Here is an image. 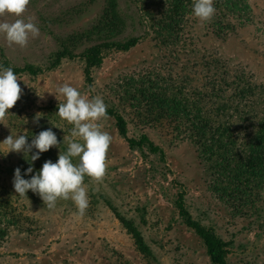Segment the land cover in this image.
Here are the masks:
<instances>
[{"label": "rangeland", "instance_id": "1", "mask_svg": "<svg viewBox=\"0 0 264 264\" xmlns=\"http://www.w3.org/2000/svg\"><path fill=\"white\" fill-rule=\"evenodd\" d=\"M247 1L252 8L251 21L232 29L221 39L215 38L207 22L200 21L192 12L184 43L175 51L153 39L139 0H118L125 25L117 38L139 36L141 39L126 52H108L102 65L93 70V82L89 85L83 63L77 58H64L52 69L46 66L59 46L57 38L89 28L101 13L105 0H30L23 18H34L39 37H30L27 46L21 48L15 44L9 46L0 34V48L13 64L33 63L44 70L36 76H18L23 108L14 116L7 114L4 121L7 127L0 123V142L12 132L27 134L31 143L36 134L48 128L59 140L70 136L73 125L56 116L54 106L59 101L49 93L64 83L89 98L99 95L117 104L112 86H117L121 77L152 71L176 86L188 80L184 90L187 93L195 88L204 90L206 63L218 58L238 63L256 82L264 83V0ZM16 18L5 14L0 20L12 22ZM91 43L82 44L76 51ZM38 112L43 116L34 123ZM124 116L127 136L148 135L163 150V155L147 148H130L119 135L112 116L98 121L112 140L103 180L97 182L85 176L89 206L83 216L70 199H60L54 209H48L40 197L28 193L27 197L19 196L13 187V177L24 155L0 153V181L11 190L13 205L21 213L20 222L10 227L0 245V264H211L202 241L184 225L173 204L180 192L194 218L212 226L223 239L233 240L230 264H264V210L259 217L246 218L234 213L210 189L205 170L189 141L174 139L164 127H140L131 121L132 114ZM6 150L7 146L0 143V152ZM36 151L32 149L33 153ZM59 151L60 148L52 147L39 158L53 155L57 161ZM73 162H78V158H73ZM108 202L124 217L134 220L153 259L148 261L136 250Z\"/></svg>", "mask_w": 264, "mask_h": 264}, {"label": "trees", "instance_id": "2", "mask_svg": "<svg viewBox=\"0 0 264 264\" xmlns=\"http://www.w3.org/2000/svg\"><path fill=\"white\" fill-rule=\"evenodd\" d=\"M139 1L149 21L150 34L157 44L171 46L175 51L183 45L192 0ZM214 7L215 14L207 24L215 38L226 37L232 29L246 25L252 19V8L247 0H214ZM124 25L118 0H105L101 13L89 28L57 38L59 46L50 55L46 68L58 66L64 58H77L83 63L85 81L91 85L93 70L102 65L108 52H126L140 41L139 36L117 38ZM88 42L93 43L76 51ZM230 61L218 58L206 63L204 90L195 88L186 93L185 82L188 80L176 86L165 81L160 73L151 71L121 77L119 84L112 86L117 104L113 100H103L108 106L107 115L114 118L119 135L126 139L130 148H147L163 155V150L148 135L127 136L124 114H132L131 121L140 127L166 128L174 139L187 140L193 145L209 187L219 200L227 203L237 215L259 217L264 210L261 208L264 203V83L256 82L243 66ZM0 65L11 66L17 76H36L44 70L33 63L13 64L1 48ZM20 102L23 104L19 99L9 109V116L22 110ZM54 109L57 112L58 105ZM58 141L61 142V151H66L67 143ZM48 159L56 162L53 155L41 156L32 162L33 173L25 175L30 165L23 157L18 165L22 176L29 179ZM27 193L34 198L40 197L31 190ZM13 202L11 190L0 181V245L10 227L20 222L21 213ZM173 204L184 225L202 241L210 263L230 264L228 259L233 240L223 239L212 226L194 218L185 204L183 193L177 194ZM108 206L131 236L136 250L148 261L153 259L134 220L120 214L115 205L108 202Z\"/></svg>", "mask_w": 264, "mask_h": 264}, {"label": "clouds", "instance_id": "3", "mask_svg": "<svg viewBox=\"0 0 264 264\" xmlns=\"http://www.w3.org/2000/svg\"><path fill=\"white\" fill-rule=\"evenodd\" d=\"M29 3L30 0H0V17L5 14L17 17L12 22L0 20V34L5 36L9 46L15 44L21 48L26 47L30 37L37 38L40 35L34 18H23ZM215 11L214 0H192V12L200 21H211ZM18 79L11 66L0 65V123L6 127L4 121L7 113L15 106L23 91ZM49 93L54 94L59 101L56 114L61 120L73 125L70 136L63 137L67 149H60L56 162L46 160L41 169L29 179H25L21 169L17 167L14 171L13 187L21 197H27L28 190L39 195L48 209H54L60 199H70L78 214L83 216L89 206L87 190L84 187L85 176L100 182L106 174V156L112 137L97 122L107 117L108 106L101 96L89 98L69 83L59 85L55 91ZM61 96L64 97L63 101L60 100ZM42 116V113H36L33 122L38 123ZM27 122L26 119L24 123ZM0 143L7 146L6 151L0 152L5 156L9 152L23 153L24 159L30 165L25 170V175L33 173L32 162L41 153L52 147L60 148L61 144L51 128L40 131L31 143L28 142L27 134L12 132ZM33 148L37 150L34 153ZM73 158H78V162L74 163Z\"/></svg>", "mask_w": 264, "mask_h": 264}]
</instances>
